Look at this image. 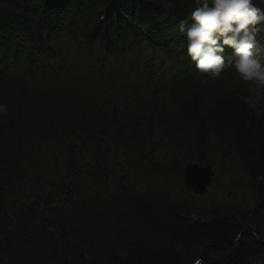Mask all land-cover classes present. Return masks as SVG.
<instances>
[{"label":"trees","instance_id":"1","mask_svg":"<svg viewBox=\"0 0 264 264\" xmlns=\"http://www.w3.org/2000/svg\"><path fill=\"white\" fill-rule=\"evenodd\" d=\"M195 7L0 0V264H192L207 248L214 264H264V213L195 205L183 183L185 163L218 156L264 198V87L252 108L231 48L220 77L194 67L179 25ZM40 145L51 176L23 194Z\"/></svg>","mask_w":264,"mask_h":264},{"label":"clouds","instance_id":"2","mask_svg":"<svg viewBox=\"0 0 264 264\" xmlns=\"http://www.w3.org/2000/svg\"><path fill=\"white\" fill-rule=\"evenodd\" d=\"M191 23L179 31L186 38V54L194 67L210 78L221 76L225 68V48L235 57L233 66L243 82L264 87V8L256 0H194ZM6 103H0V118L9 116Z\"/></svg>","mask_w":264,"mask_h":264},{"label":"rangeland","instance_id":"3","mask_svg":"<svg viewBox=\"0 0 264 264\" xmlns=\"http://www.w3.org/2000/svg\"><path fill=\"white\" fill-rule=\"evenodd\" d=\"M67 44L63 46V50L58 49L57 55L68 65H73L78 58V53L72 46L69 48ZM178 47H181L180 43ZM143 50L147 58H150L152 51L146 43H143ZM262 88L263 87L257 86L252 82L251 97L248 101L252 108L259 105ZM49 154L50 152L45 149V146L40 145L39 155H36L38 167L34 164H26V168L28 169L27 178L30 180L23 183L22 187L25 188L23 194H28L29 190L38 186L36 183L38 175L42 174V177L45 180L50 178L53 158ZM157 161L163 163L162 157L158 155ZM208 165L212 166L215 170L214 182L207 188L206 192L201 195L193 193L189 194L193 197L195 205L205 207L217 205L223 208H241L247 211H254L259 207L264 213V208L262 207L264 206V198L260 197L259 194L247 186L248 178L243 175L241 168L235 164L234 160L229 161L218 156H213ZM150 181L164 192L179 195L177 193L180 190V184L174 176H170L167 182L157 176H153L151 178H146L145 184H148ZM36 191L37 190L35 189L34 192Z\"/></svg>","mask_w":264,"mask_h":264},{"label":"water","instance_id":"4","mask_svg":"<svg viewBox=\"0 0 264 264\" xmlns=\"http://www.w3.org/2000/svg\"><path fill=\"white\" fill-rule=\"evenodd\" d=\"M182 175L186 188L193 190L195 194L201 195L206 192L208 186L213 183L215 170L210 165L202 166L199 163L194 162L187 164L183 168ZM262 207L264 208V206ZM206 251H204L200 256L202 260L213 264L219 261V255L215 253H209V256H205Z\"/></svg>","mask_w":264,"mask_h":264},{"label":"bare ground","instance_id":"5","mask_svg":"<svg viewBox=\"0 0 264 264\" xmlns=\"http://www.w3.org/2000/svg\"><path fill=\"white\" fill-rule=\"evenodd\" d=\"M262 4L264 5V0H262ZM161 26H162L163 28H164V27H167V23H164V24H162ZM173 41H174V42H177V41H178L177 36L173 39ZM263 44H264V42H263ZM251 85H252V84H251ZM191 163H194V162H191ZM196 163H198V162H196ZM187 164H189V163H186L185 166H186ZM199 164H200V163H199ZM200 165H202V164H200ZM205 165H208V164H204V165H202V166H205ZM185 166H183V168H184ZM183 168H182V170H183ZM182 176H183V175H182ZM187 192H189L190 194H191V193L195 194L193 190H189V189H187ZM209 250H210V249H207V251H206V249L204 250V251H206V252H205V256H209V255H208L209 253H215V252H213V251L210 252ZM204 251H203V252H204ZM207 253H208V254H207ZM215 254H217V253H215ZM217 255H218V254H217ZM204 262H206V261H205V260H202L201 258H198V259L194 260V262H193L192 264H202V263H204Z\"/></svg>","mask_w":264,"mask_h":264}]
</instances>
